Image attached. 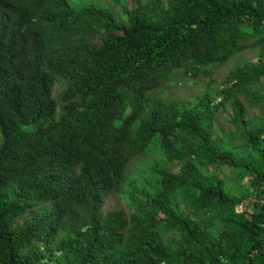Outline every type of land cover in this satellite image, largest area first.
Segmentation results:
<instances>
[{"label":"trees","instance_id":"obj_1","mask_svg":"<svg viewBox=\"0 0 264 264\" xmlns=\"http://www.w3.org/2000/svg\"><path fill=\"white\" fill-rule=\"evenodd\" d=\"M0 264H264V0H0Z\"/></svg>","mask_w":264,"mask_h":264},{"label":"rangeland","instance_id":"obj_2","mask_svg":"<svg viewBox=\"0 0 264 264\" xmlns=\"http://www.w3.org/2000/svg\"><path fill=\"white\" fill-rule=\"evenodd\" d=\"M88 2H92L97 6H103L106 2L110 4L112 0H86ZM126 1V0H124ZM255 60V54L251 53L250 51H246L242 54H239L236 56L234 59H232L227 65H224L220 68H218V74L216 75V83H214L210 88H209V93L210 95H215L217 89L222 88L221 81L224 80L227 76V73L229 70L235 68L238 64H241L243 62L249 61L252 62ZM206 86V82H200L197 85H193L191 81L189 80L188 82H181L177 85V87H171L173 90H170L171 94L174 96L180 97L183 100H194L196 99L195 97L197 95H200L203 92V89ZM60 89V86L55 87V92H57ZM161 96L168 94L167 91L161 90ZM187 96V97H186ZM232 115L231 108L228 106L226 108V118H229ZM160 155L157 154L156 152H151L148 151V153L142 157L136 164V170L131 172L132 174V179L130 183L134 182V185L137 187L145 185L150 179L151 173L150 170H152V167L160 161ZM144 170L143 173L141 170ZM247 185V183H245ZM131 185V184H130ZM131 188V187H130ZM248 200L245 199L242 201L241 204L237 206L238 211H244L245 208L247 209L248 206ZM122 207L125 208L127 211V202L124 198L117 199L116 197L113 196H108L104 209L106 210L107 208L111 207Z\"/></svg>","mask_w":264,"mask_h":264}]
</instances>
